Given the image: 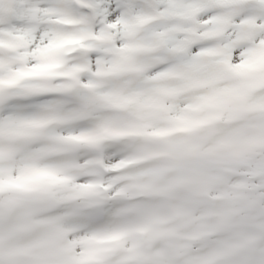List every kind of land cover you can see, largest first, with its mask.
I'll return each instance as SVG.
<instances>
[{"label":"snow or ice","instance_id":"obj_1","mask_svg":"<svg viewBox=\"0 0 264 264\" xmlns=\"http://www.w3.org/2000/svg\"><path fill=\"white\" fill-rule=\"evenodd\" d=\"M0 264H264V0H0Z\"/></svg>","mask_w":264,"mask_h":264}]
</instances>
